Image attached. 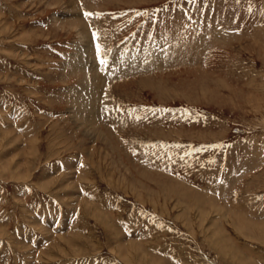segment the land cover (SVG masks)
<instances>
[{"label": "rangeland", "instance_id": "374dc122", "mask_svg": "<svg viewBox=\"0 0 264 264\" xmlns=\"http://www.w3.org/2000/svg\"><path fill=\"white\" fill-rule=\"evenodd\" d=\"M0 264H264V0H0Z\"/></svg>", "mask_w": 264, "mask_h": 264}, {"label": "bare ground", "instance_id": "6f19581e", "mask_svg": "<svg viewBox=\"0 0 264 264\" xmlns=\"http://www.w3.org/2000/svg\"><path fill=\"white\" fill-rule=\"evenodd\" d=\"M172 55V54H171ZM122 57V55L120 56ZM144 57V56H143ZM162 58V57H161ZM145 59V58H144ZM117 63V61L115 62ZM147 64V63H146ZM137 65V64H136ZM129 66V65H128ZM127 65H123L122 63H118L116 65L110 63L109 64V69H110V72H107V76L109 78H112V77H115V76H118L120 75V73H126V72H132L134 71L135 68H133L131 66V68H129ZM133 73V72H132ZM24 243V242H23ZM23 248V247H22Z\"/></svg>", "mask_w": 264, "mask_h": 264}, {"label": "snow or ice", "instance_id": "6c2138e0", "mask_svg": "<svg viewBox=\"0 0 264 264\" xmlns=\"http://www.w3.org/2000/svg\"><path fill=\"white\" fill-rule=\"evenodd\" d=\"M86 15H91V14L89 13V14H86Z\"/></svg>", "mask_w": 264, "mask_h": 264}]
</instances>
